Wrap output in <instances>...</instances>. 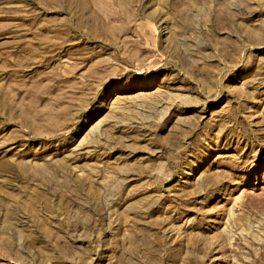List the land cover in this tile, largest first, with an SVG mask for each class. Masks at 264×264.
<instances>
[{"label":"rangeland","instance_id":"1","mask_svg":"<svg viewBox=\"0 0 264 264\" xmlns=\"http://www.w3.org/2000/svg\"><path fill=\"white\" fill-rule=\"evenodd\" d=\"M0 264H264V0H0Z\"/></svg>","mask_w":264,"mask_h":264},{"label":"bare ground","instance_id":"2","mask_svg":"<svg viewBox=\"0 0 264 264\" xmlns=\"http://www.w3.org/2000/svg\"><path fill=\"white\" fill-rule=\"evenodd\" d=\"M204 182H205V184H206L208 181L204 179ZM209 182H210V181H209Z\"/></svg>","mask_w":264,"mask_h":264}]
</instances>
